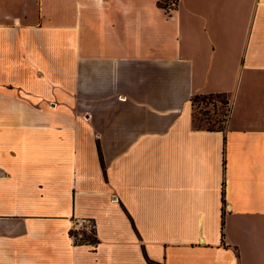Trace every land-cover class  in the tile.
<instances>
[{"label":"crops","instance_id":"0c3cea01","mask_svg":"<svg viewBox=\"0 0 264 264\" xmlns=\"http://www.w3.org/2000/svg\"><path fill=\"white\" fill-rule=\"evenodd\" d=\"M161 1L0 0V264H264V0Z\"/></svg>","mask_w":264,"mask_h":264},{"label":"trees","instance_id":"16d2710c","mask_svg":"<svg viewBox=\"0 0 264 264\" xmlns=\"http://www.w3.org/2000/svg\"><path fill=\"white\" fill-rule=\"evenodd\" d=\"M191 106L193 109V126L195 128L209 132H223L225 130L231 110V103L225 94L215 93L208 95H195L191 99ZM220 111L222 112L220 113ZM218 112L219 114H217ZM99 155L104 169L100 148ZM85 240H88L89 242L96 241L92 236H89ZM146 259L148 262L153 263V261L149 260L147 257Z\"/></svg>","mask_w":264,"mask_h":264},{"label":"built area","instance_id":"2783aa9c","mask_svg":"<svg viewBox=\"0 0 264 264\" xmlns=\"http://www.w3.org/2000/svg\"><path fill=\"white\" fill-rule=\"evenodd\" d=\"M71 231L75 234V238L82 237L79 234H94L95 233V221L92 218H75L72 223Z\"/></svg>","mask_w":264,"mask_h":264},{"label":"rangeland","instance_id":"374dc122","mask_svg":"<svg viewBox=\"0 0 264 264\" xmlns=\"http://www.w3.org/2000/svg\"><path fill=\"white\" fill-rule=\"evenodd\" d=\"M189 3L192 2V1H196V0H187ZM197 2V1H196ZM160 6L167 9V10H172L176 7V4H177V0H162L160 3ZM193 110V109H192ZM222 111H220L221 113ZM198 114V112H197ZM219 114V112L217 113ZM219 117V116H218ZM90 236H94V234H91ZM81 238V237H80Z\"/></svg>","mask_w":264,"mask_h":264}]
</instances>
